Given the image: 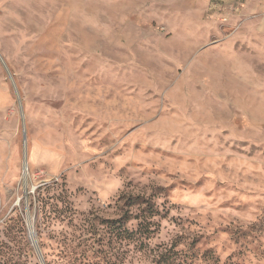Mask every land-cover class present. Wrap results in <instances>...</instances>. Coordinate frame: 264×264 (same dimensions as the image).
Returning a JSON list of instances; mask_svg holds the SVG:
<instances>
[{"label": "rangeland", "instance_id": "obj_1", "mask_svg": "<svg viewBox=\"0 0 264 264\" xmlns=\"http://www.w3.org/2000/svg\"><path fill=\"white\" fill-rule=\"evenodd\" d=\"M192 14L0 0V264H264V42Z\"/></svg>", "mask_w": 264, "mask_h": 264}, {"label": "crops", "instance_id": "obj_2", "mask_svg": "<svg viewBox=\"0 0 264 264\" xmlns=\"http://www.w3.org/2000/svg\"><path fill=\"white\" fill-rule=\"evenodd\" d=\"M174 1L179 4L190 5L193 17L202 18L207 24L217 26L223 32L224 38H228L237 30L243 29L241 36L242 38L245 36L248 42H264V0ZM233 9L237 11L232 12ZM208 15L209 17H207ZM222 17H227V22L221 23Z\"/></svg>", "mask_w": 264, "mask_h": 264}, {"label": "trees", "instance_id": "obj_3", "mask_svg": "<svg viewBox=\"0 0 264 264\" xmlns=\"http://www.w3.org/2000/svg\"><path fill=\"white\" fill-rule=\"evenodd\" d=\"M149 208H151V206H149ZM152 209V208H151ZM147 212L149 213V216H143V218L140 220L139 217H137V219L140 220V223L138 224V230L135 231H128V229H125L124 231H121L120 226L118 225L119 223L121 224L122 222H126V220L122 221L120 220H109V221H104V224L106 225V228L112 229L116 231V235L122 237L121 239H127V238H131L132 236H134L135 234L138 235H146L145 239H149L148 234L152 233L151 231V222L149 220V217L154 215V212H151V210H147ZM136 218V217H135ZM122 227V226H121ZM147 233V234H146ZM125 236V238H123V236ZM160 254H157V260L153 263V264H168V259H164L161 257ZM174 264V262H172Z\"/></svg>", "mask_w": 264, "mask_h": 264}, {"label": "built area", "instance_id": "obj_4", "mask_svg": "<svg viewBox=\"0 0 264 264\" xmlns=\"http://www.w3.org/2000/svg\"><path fill=\"white\" fill-rule=\"evenodd\" d=\"M232 12H235V11H237V10H231ZM228 15V14H227ZM220 22L221 23H225V22H227V17H222L221 19H220Z\"/></svg>", "mask_w": 264, "mask_h": 264}, {"label": "bare ground", "instance_id": "obj_5", "mask_svg": "<svg viewBox=\"0 0 264 264\" xmlns=\"http://www.w3.org/2000/svg\"><path fill=\"white\" fill-rule=\"evenodd\" d=\"M25 169V168H24Z\"/></svg>", "mask_w": 264, "mask_h": 264}]
</instances>
